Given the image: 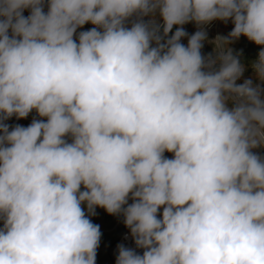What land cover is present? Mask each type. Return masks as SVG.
Returning <instances> with one entry per match:
<instances>
[{
	"label": "clouds",
	"instance_id": "clouds-1",
	"mask_svg": "<svg viewBox=\"0 0 264 264\" xmlns=\"http://www.w3.org/2000/svg\"><path fill=\"white\" fill-rule=\"evenodd\" d=\"M241 36L264 46V0H0V264H96L97 207L134 241L116 264H264V47L237 84Z\"/></svg>",
	"mask_w": 264,
	"mask_h": 264
},
{
	"label": "rangeland",
	"instance_id": "rangeland-1",
	"mask_svg": "<svg viewBox=\"0 0 264 264\" xmlns=\"http://www.w3.org/2000/svg\"><path fill=\"white\" fill-rule=\"evenodd\" d=\"M146 19H149V17H145V20ZM92 27L95 26L91 23H87L81 28V30L86 31ZM183 27L189 35L197 31L194 23H188ZM233 27L234 25L231 20H229L227 23L216 20L207 25V41H205L204 43L202 53L205 55L212 53L214 46L212 43H209V41L215 40L217 36H227L228 33L231 32ZM181 43L187 46L188 38H182ZM228 46L231 47L234 52L242 53V55L240 56L241 63L246 67V71L244 72L243 76L237 81V83L240 84L243 83L244 79L252 78L253 73L251 67L249 66L250 62L257 58L258 52L260 51L261 47L264 46L256 45L254 42L249 41L244 36H241L238 40H235ZM35 118L46 120V118H41L39 116ZM253 151L264 155V147L253 149ZM164 155L167 158L173 157V154L169 152H165ZM131 202L132 201L129 200V203ZM96 213L97 214L95 216L90 217L94 224L100 226V231L102 233L100 245L97 249L96 264H116L114 247L119 238L128 230V228L125 227L122 216L109 215L103 208L99 207H97ZM0 227H2V222H0Z\"/></svg>",
	"mask_w": 264,
	"mask_h": 264
},
{
	"label": "built area",
	"instance_id": "built-area-1",
	"mask_svg": "<svg viewBox=\"0 0 264 264\" xmlns=\"http://www.w3.org/2000/svg\"><path fill=\"white\" fill-rule=\"evenodd\" d=\"M44 11L47 12V5H45ZM30 14V9H25L23 12V15L25 17H27ZM147 20V19H146ZM129 27L131 26L130 24L128 25ZM79 31H83L80 29L77 30ZM33 119H31L29 116L27 118H23V119H16L15 116H13L12 118H10L8 121H6V123H8L11 126H15L16 124L22 125L24 127H27ZM162 211L163 209L160 210V214L162 215ZM118 244H124L126 247H130V248H135V244L133 239L130 236L129 233V229L119 238L118 242L116 243L115 247H114V254L115 256H117V245ZM136 251L139 254H142L143 250L142 249H136Z\"/></svg>",
	"mask_w": 264,
	"mask_h": 264
},
{
	"label": "crops",
	"instance_id": "crops-1",
	"mask_svg": "<svg viewBox=\"0 0 264 264\" xmlns=\"http://www.w3.org/2000/svg\"><path fill=\"white\" fill-rule=\"evenodd\" d=\"M29 117L31 118V119H33V117L35 118V117H38V115H37V113L35 112V110H33V112H31L30 114H29Z\"/></svg>",
	"mask_w": 264,
	"mask_h": 264
},
{
	"label": "trees",
	"instance_id": "trees-1",
	"mask_svg": "<svg viewBox=\"0 0 264 264\" xmlns=\"http://www.w3.org/2000/svg\"><path fill=\"white\" fill-rule=\"evenodd\" d=\"M176 27H177V26H174V27H173V30H172L173 33L175 32ZM171 35H172V33H169V36H171Z\"/></svg>",
	"mask_w": 264,
	"mask_h": 264
},
{
	"label": "bare ground",
	"instance_id": "bare-ground-1",
	"mask_svg": "<svg viewBox=\"0 0 264 264\" xmlns=\"http://www.w3.org/2000/svg\"><path fill=\"white\" fill-rule=\"evenodd\" d=\"M237 84H238V83H237ZM69 142H71V140H70Z\"/></svg>",
	"mask_w": 264,
	"mask_h": 264
}]
</instances>
